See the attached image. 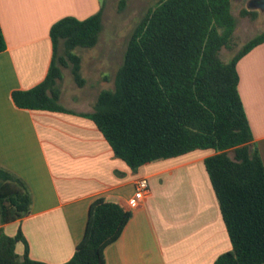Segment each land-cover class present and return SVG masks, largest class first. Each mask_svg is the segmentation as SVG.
<instances>
[{"label": "trees", "instance_id": "obj_1", "mask_svg": "<svg viewBox=\"0 0 264 264\" xmlns=\"http://www.w3.org/2000/svg\"><path fill=\"white\" fill-rule=\"evenodd\" d=\"M103 6L85 19L66 16L50 27L52 59L35 86L12 92L20 108L63 111L58 103L61 68L78 86L77 47H93L101 31ZM256 17V11L240 10ZM236 19L230 0H158L133 28L113 89L101 90L87 116L131 170L194 149H212L204 159L231 248L214 264H264V168L238 92L237 61L264 42V30L230 58ZM62 53L59 54V49ZM5 40L0 27V52ZM32 198L26 182L0 166V225L27 215ZM130 211L96 197L84 232L63 264H105L104 249L121 234ZM22 241V256L15 244ZM0 264H47L31 259L20 229L9 236L0 228Z\"/></svg>", "mask_w": 264, "mask_h": 264}, {"label": "crops", "instance_id": "obj_2", "mask_svg": "<svg viewBox=\"0 0 264 264\" xmlns=\"http://www.w3.org/2000/svg\"><path fill=\"white\" fill-rule=\"evenodd\" d=\"M99 8L100 0H0V166L20 176L32 198L27 215L0 228L9 236L20 229L31 259L63 264L83 235L89 204L104 197L130 211L121 234L104 249L105 264H214L231 248L204 166L214 150L194 149L131 170L87 116L96 99L65 107L59 94L63 111L20 108L12 100L13 91L46 76L51 25L66 16L85 19ZM236 69L264 168V42L241 56ZM139 177L148 180L149 194L130 207ZM24 250L16 242L15 252Z\"/></svg>", "mask_w": 264, "mask_h": 264}, {"label": "rangeland", "instance_id": "obj_3", "mask_svg": "<svg viewBox=\"0 0 264 264\" xmlns=\"http://www.w3.org/2000/svg\"><path fill=\"white\" fill-rule=\"evenodd\" d=\"M158 0H100L103 6L102 28L96 44L90 48L77 47L74 52L80 56V74L85 80L78 86L68 67L61 68L58 88L61 104L72 106L74 101L96 99L101 90L113 89L114 76L123 61L130 34L146 10ZM231 11L236 19L231 47L222 48L221 58H230L253 36L264 30V0H230ZM256 11L255 19L241 16V9ZM62 49H59V54Z\"/></svg>", "mask_w": 264, "mask_h": 264}, {"label": "built area", "instance_id": "obj_4", "mask_svg": "<svg viewBox=\"0 0 264 264\" xmlns=\"http://www.w3.org/2000/svg\"><path fill=\"white\" fill-rule=\"evenodd\" d=\"M149 194L148 180L145 177H139L135 181V190L132 197L127 201L130 207L137 206L141 200Z\"/></svg>", "mask_w": 264, "mask_h": 264}, {"label": "water", "instance_id": "obj_5", "mask_svg": "<svg viewBox=\"0 0 264 264\" xmlns=\"http://www.w3.org/2000/svg\"><path fill=\"white\" fill-rule=\"evenodd\" d=\"M263 4H264V2H263Z\"/></svg>", "mask_w": 264, "mask_h": 264}]
</instances>
